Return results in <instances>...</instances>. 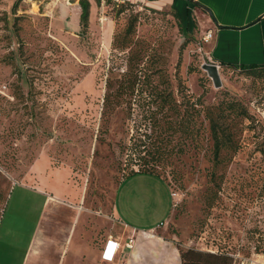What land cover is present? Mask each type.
Masks as SVG:
<instances>
[{
    "label": "rangeland",
    "instance_id": "rangeland-1",
    "mask_svg": "<svg viewBox=\"0 0 264 264\" xmlns=\"http://www.w3.org/2000/svg\"><path fill=\"white\" fill-rule=\"evenodd\" d=\"M16 1L0 0V264H20L36 229L26 264H58L82 242L85 264L103 241L130 249L136 214L182 250L264 264V72L220 67L214 88L199 31L169 8L90 0L93 22L72 33L74 11L67 26L57 5L51 18ZM221 113L239 146L214 169L209 119ZM141 166L161 179L126 176Z\"/></svg>",
    "mask_w": 264,
    "mask_h": 264
},
{
    "label": "crops",
    "instance_id": "crops-1",
    "mask_svg": "<svg viewBox=\"0 0 264 264\" xmlns=\"http://www.w3.org/2000/svg\"><path fill=\"white\" fill-rule=\"evenodd\" d=\"M127 1H134L136 3L147 2L157 9H174L178 14L180 24L198 30L200 37H203L207 31H211L212 38L204 43V51L210 63L218 64L219 66H223V68L264 66V0ZM78 2L79 0H31V3H35L37 6L38 11L42 10L43 14L41 15L51 18L54 16L52 13L54 11L53 7L57 5L58 12H56L55 16L65 21L67 26H69V20L73 15L71 12L74 11L76 13V23L72 22L75 26L73 25L72 30L68 31L72 33L80 30L79 15L81 9ZM88 2L90 5L89 14L91 10L95 12L96 8H94L93 2L90 0ZM17 3L18 0L14 3L15 6L13 4V9L17 8ZM155 4L162 7L153 6ZM93 19V16L90 14L88 19L89 26L93 22ZM156 177L161 179V177ZM20 183L18 182L17 184ZM168 189L170 188L168 187ZM50 201L52 202L53 199L47 195L42 206L48 207ZM72 201L74 200L72 199ZM7 207L8 203L5 204L4 209L6 210ZM136 215L139 217L134 219L136 223H132L130 226L124 225L126 239L132 240L131 248L124 250L123 244L126 241L122 242L118 238L109 239L118 243L119 247L116 257L111 261H106L101 257L106 242L103 241L100 245L99 256L96 258L92 250V258H88V264H97V262L102 264H180V255L174 238H164L161 232H158V225L150 227L137 225V222L138 224L139 222L143 224L141 223L143 222L141 219L143 218V214ZM163 222L164 225L167 219ZM36 234L37 229L30 237L25 248L22 249L23 254L20 264L27 263ZM85 247L84 242L78 245L68 260H66L68 252L64 254L66 249L64 247L59 249L58 251H61V254L58 264H85V250L83 249L84 252L81 250Z\"/></svg>",
    "mask_w": 264,
    "mask_h": 264
},
{
    "label": "trees",
    "instance_id": "trees-1",
    "mask_svg": "<svg viewBox=\"0 0 264 264\" xmlns=\"http://www.w3.org/2000/svg\"><path fill=\"white\" fill-rule=\"evenodd\" d=\"M98 2V0H96ZM79 6L81 9L80 15H79V25H80V30L81 31H86L88 29L89 23V2L88 0H79ZM124 5H128L125 2H122ZM15 6V4H14ZM172 16L175 18V20L179 21L178 14L177 12L173 9L172 10ZM190 29V28H187ZM127 36H129L132 32V24H128L126 28ZM124 46V45H122ZM223 68V66H221ZM230 69H239L240 72H245L248 74L252 75H257L260 76V72H264V66L261 67H241V68H231ZM135 83H129L127 88L125 90H130L134 89ZM229 112H235L238 111V115L240 117H245L246 113L242 108L238 106L236 102H231L228 104L227 108H225ZM226 117V116H225ZM224 114L221 113L219 114V119H209V131H210V137L212 140V162H213V168L216 169L217 165L221 164L224 156L221 155V152L223 150H232L236 151L239 144L237 141V138L235 137L234 133L232 132L231 128L227 124L225 120ZM141 170H138L137 172H131L130 175H135V174H140V173H148L151 175L158 176L154 174L150 169L149 170H143L144 166H141ZM124 176V177H126ZM123 177V178H124ZM224 180V174H219V195H220V190H221V184L223 183ZM209 181L213 183L212 185L216 187V172L211 171L209 173ZM218 189V188H217ZM208 195L210 197H217L218 193L217 190L215 192H212V189L209 190ZM209 205L210 202H213V199L209 198L208 200ZM5 207V205H4ZM4 207L2 209V212L4 211ZM1 212V213H2ZM179 255H180V264H232V259L230 256L227 254L220 252L219 254L215 253H210V252H202L199 250L195 249H187V250H182L178 245H177ZM258 253V251H256Z\"/></svg>",
    "mask_w": 264,
    "mask_h": 264
},
{
    "label": "built area",
    "instance_id": "built-area-1",
    "mask_svg": "<svg viewBox=\"0 0 264 264\" xmlns=\"http://www.w3.org/2000/svg\"><path fill=\"white\" fill-rule=\"evenodd\" d=\"M211 38H212L211 31H207L205 33V35H203V37L201 38V40H202L203 43H206ZM215 65L217 66V70L219 71V69H220L221 66H219L218 64H215ZM125 245L127 247H129L130 246V242L129 241L126 242ZM118 247H119V244L118 243L113 242L111 240L107 241V244L105 246V249L102 252V256H101L102 259L103 260H107V261H111L114 258L115 254L117 253ZM240 264H257V262L255 260H249V261L243 260V261H241Z\"/></svg>",
    "mask_w": 264,
    "mask_h": 264
},
{
    "label": "water",
    "instance_id": "water-1",
    "mask_svg": "<svg viewBox=\"0 0 264 264\" xmlns=\"http://www.w3.org/2000/svg\"><path fill=\"white\" fill-rule=\"evenodd\" d=\"M199 5L198 3H195ZM201 69L206 73L207 77L211 80L214 88H220L222 86L220 74L217 70V66L213 63H203Z\"/></svg>",
    "mask_w": 264,
    "mask_h": 264
}]
</instances>
